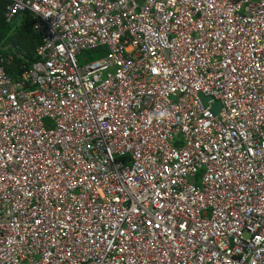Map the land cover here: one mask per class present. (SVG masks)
Here are the masks:
<instances>
[{
  "label": "built area",
  "instance_id": "2783aa9c",
  "mask_svg": "<svg viewBox=\"0 0 264 264\" xmlns=\"http://www.w3.org/2000/svg\"><path fill=\"white\" fill-rule=\"evenodd\" d=\"M8 1L0 264H264V0Z\"/></svg>",
  "mask_w": 264,
  "mask_h": 264
},
{
  "label": "trees",
  "instance_id": "16d2710c",
  "mask_svg": "<svg viewBox=\"0 0 264 264\" xmlns=\"http://www.w3.org/2000/svg\"><path fill=\"white\" fill-rule=\"evenodd\" d=\"M7 4L8 0H0V53L12 58L6 70L10 76L18 78L37 61L36 49L41 40L33 29L30 17L17 28L7 22ZM7 46H10L9 50H3Z\"/></svg>",
  "mask_w": 264,
  "mask_h": 264
},
{
  "label": "water",
  "instance_id": "95a60500",
  "mask_svg": "<svg viewBox=\"0 0 264 264\" xmlns=\"http://www.w3.org/2000/svg\"><path fill=\"white\" fill-rule=\"evenodd\" d=\"M20 21H21V15H18L14 21L16 27H18L20 25ZM9 48H10V46H7V47L3 48V50L7 51V50H9ZM200 98L202 99V102L205 106L209 105V101L211 100V98L205 97L202 94L200 95ZM220 108H221V102H219V101H217L216 103L211 105V111L214 114H218L220 111Z\"/></svg>",
  "mask_w": 264,
  "mask_h": 264
},
{
  "label": "clouds",
  "instance_id": "9594fccd",
  "mask_svg": "<svg viewBox=\"0 0 264 264\" xmlns=\"http://www.w3.org/2000/svg\"><path fill=\"white\" fill-rule=\"evenodd\" d=\"M8 3H9V1H8ZM7 5H8V4H7ZM6 11H7V6H6ZM19 15H21L20 25H21L24 21H26V19H27L28 17H30V21H31V23H32V24L34 23L30 13H23V14H19ZM5 16H6V14H5ZM16 18H17V17H16ZM16 18H15V19H16ZM15 19H14V21H15ZM6 20H7V18H6ZM14 21H13V22H9V23H13V24H15ZM7 22H8V21H7ZM20 25H19V26H20ZM19 26H18V27H19ZM16 28H17V27H16ZM33 29H34V25H33ZM34 31H35V29H34ZM35 32H36V31H35ZM36 33H37V32H36ZM37 35H38V37L40 38V40H42L38 33H37ZM94 58H96V57H94ZM11 77H12V76H11ZM18 78H19V77H18ZM18 78H17V79H18Z\"/></svg>",
  "mask_w": 264,
  "mask_h": 264
},
{
  "label": "rangeland",
  "instance_id": "374dc122",
  "mask_svg": "<svg viewBox=\"0 0 264 264\" xmlns=\"http://www.w3.org/2000/svg\"><path fill=\"white\" fill-rule=\"evenodd\" d=\"M95 56H96L95 53H89V54L87 55L88 58H89V57L94 58Z\"/></svg>",
  "mask_w": 264,
  "mask_h": 264
}]
</instances>
